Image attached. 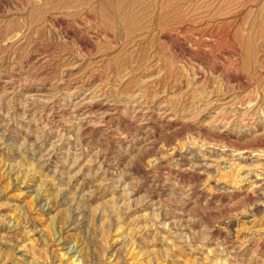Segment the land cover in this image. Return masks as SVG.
I'll return each instance as SVG.
<instances>
[{"label": "rangeland", "instance_id": "rangeland-1", "mask_svg": "<svg viewBox=\"0 0 264 264\" xmlns=\"http://www.w3.org/2000/svg\"><path fill=\"white\" fill-rule=\"evenodd\" d=\"M0 264H264V0H0Z\"/></svg>", "mask_w": 264, "mask_h": 264}]
</instances>
